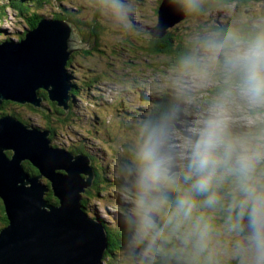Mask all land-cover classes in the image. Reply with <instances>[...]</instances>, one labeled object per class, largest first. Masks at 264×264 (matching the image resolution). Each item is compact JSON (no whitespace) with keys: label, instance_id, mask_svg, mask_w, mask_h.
<instances>
[{"label":"clouds","instance_id":"1","mask_svg":"<svg viewBox=\"0 0 264 264\" xmlns=\"http://www.w3.org/2000/svg\"><path fill=\"white\" fill-rule=\"evenodd\" d=\"M210 3L167 0L182 17ZM98 4L140 34L131 0ZM166 79L170 102L135 122L107 169L120 193L116 264H264V15L191 34ZM237 103L252 122L238 123Z\"/></svg>","mask_w":264,"mask_h":264},{"label":"water","instance_id":"2","mask_svg":"<svg viewBox=\"0 0 264 264\" xmlns=\"http://www.w3.org/2000/svg\"><path fill=\"white\" fill-rule=\"evenodd\" d=\"M161 2L158 23L150 29L157 40L187 18L171 12L167 0ZM160 25L166 27L162 35ZM83 45L71 22L46 18L21 41L0 43V110L5 102L41 109L39 92L44 90L68 113L73 100L68 63ZM25 161L50 185L30 176ZM89 164L85 157L51 148L48 132L12 115L0 117V200L8 223L0 230V264H104L107 228L88 216L82 204L94 178ZM50 192L57 205L47 200Z\"/></svg>","mask_w":264,"mask_h":264},{"label":"rangeland","instance_id":"3","mask_svg":"<svg viewBox=\"0 0 264 264\" xmlns=\"http://www.w3.org/2000/svg\"><path fill=\"white\" fill-rule=\"evenodd\" d=\"M10 1L12 0H0V13L2 7H7L0 22V43L18 42L29 29L26 21L8 4ZM131 2L134 5L131 24L139 31V35L137 31L115 24L110 15L99 9L93 0H67L63 3L50 0L45 6L37 8L41 17L46 19H53V15L65 12L63 9H66L68 12L65 14H70L77 22L74 25L76 35L84 45L81 52L76 53L67 71L73 87L72 92L77 93L73 97V109L68 113L67 123L59 125L54 122L52 127L56 129L57 134L49 139L54 147L69 152L81 149L85 155L94 158L92 166L101 176V184L98 188H89L88 196L83 195V199L86 195L84 211L91 218L112 229L115 228L112 214L120 211L117 202L120 193L115 185H110L109 180L113 179V176L107 169L112 168L114 162L124 156V149L133 136L135 122L150 111L156 98L169 93L166 78L174 58L152 55L146 51L152 40L150 29L158 23L157 10L164 6L161 0ZM262 15L264 0L251 6L231 4L222 6L204 17H187L168 31L189 41L191 34L210 29L213 24H209V21L214 25H250ZM96 20L99 26L98 34L89 38L92 27L90 25ZM95 49L98 51H92ZM84 51H90L91 54L87 55ZM217 84L218 82H214L210 85L206 94L201 97L202 103L214 95ZM6 109L8 115L40 130H46L49 123L47 118L43 119L41 114L28 107L11 104L6 106ZM1 112L0 110V117ZM13 112L22 119L12 114ZM234 112L238 123L252 122V117L242 104L237 103ZM43 178L41 181L47 183ZM102 178L106 179L103 185ZM94 185L95 183L93 187ZM2 215L5 216V213L0 210V230L5 227L1 220ZM104 264H116L115 258L105 259Z\"/></svg>","mask_w":264,"mask_h":264},{"label":"trees","instance_id":"4","mask_svg":"<svg viewBox=\"0 0 264 264\" xmlns=\"http://www.w3.org/2000/svg\"><path fill=\"white\" fill-rule=\"evenodd\" d=\"M50 0H33V1H25V0H12L10 1L8 4L11 5V7L15 10L16 14L22 18L23 20L26 21L27 26H29V29H34L37 24L40 22V20L44 19L41 17L40 13L38 12L37 8L43 7L45 6V4H47V2ZM56 2H60L63 3L67 0H54ZM162 1V0H161ZM261 0H211V3L209 5V11L206 15L213 13L214 11H216L217 9H219L222 6H228L231 4H234L235 6H251V4H254L255 2H259ZM93 2L95 4H98V0H93ZM6 8L7 7H2V12L0 13V22H1V18L2 15L4 14V12H6ZM99 9H102L99 6ZM65 12H68L66 9H63ZM65 12L61 11L60 13H57L55 15H53V19L54 20H65V21H70L72 23H74L75 25V20L72 19L70 14H65ZM157 14H158V10H157ZM206 15L200 16V17H204ZM189 18V17H188ZM77 23V22H76ZM209 24H213L211 26L210 29H216V28H227L229 27V25L223 24V25H214V23H211L209 21ZM241 25H249V23H243ZM90 26L91 27V31H90V35H88V37L90 38L91 36H96L98 34V23L97 20L94 21ZM206 26V25H203ZM26 34V32L24 33V35ZM24 35L22 36V38H20L19 40L21 41L24 37ZM151 37V35H150ZM151 41L149 46L146 48L147 52L149 54L152 55H167V56H173L175 54H177L178 52H181L185 49V47L188 44V40H186L184 37H177L174 36L173 34H171V32L168 31L167 36L163 39V40H157V39H153L151 37ZM186 40V41H185ZM96 46V44L94 45ZM97 47V46H96ZM94 52L98 51V50H92ZM81 52V51H79ZM78 53V52H76ZM76 53L72 56L71 60L68 63V67H70V65L73 63V59L76 55ZM85 54H91L90 51H84ZM74 88L76 89L77 87L74 85ZM76 91H73L72 94L73 96L76 95ZM39 94L44 98L43 100V108L45 111H41V110H36L34 108H32L29 105L23 106V107H28L31 108L34 111H37L39 114H41L42 118L45 119L47 118L49 120V123L47 124L46 129L53 135L55 136L57 134V131L54 127H52V124L54 122H57V124L59 125H65L66 122L68 121V113L65 112L64 109H61L59 107H57L56 103H52L49 99H48V95L44 90H41L39 92ZM171 100V95L170 93H165L162 96H160L158 99L156 98L155 101L152 103V107H150V111L145 115L149 114V113H153L154 111H156L158 108H160L163 105H166L167 103H169ZM11 104H15V103H10V102H5L1 108V116H6L8 115L7 112H5L6 106H9ZM18 105V104H16ZM21 106V105H20ZM14 114V112L12 113ZM67 114V116H66ZM15 116H17V114H14ZM54 116V117H53ZM66 116V117H65ZM18 118L22 119V117L17 116ZM55 118V119H53ZM26 123V122H24ZM72 152V151H71ZM83 150H73L72 153L74 154H84ZM13 152L8 153V155H12ZM32 164V163H31ZM28 161H26L24 163V168L26 169L27 173L31 174L32 176H38L39 175V171L33 167ZM101 176L99 175V173L97 172V177H96V181H95V187L92 188H98L99 185L101 184V180H99ZM106 179L102 178V185L104 184ZM47 185H50L49 181H47ZM90 189H87L85 194L88 196ZM84 195V194H83ZM86 195L84 196V199L82 201L83 204V208H86ZM47 200L50 203H53L55 205H57V200L53 197L52 193H48L47 194ZM0 210L2 211V213L4 214V207L3 204L0 207ZM3 217V215H2ZM3 222V219H1ZM4 225L6 226L7 223V219L6 216H4ZM107 231H108V235H109V241H108V249H107V253L105 255V259H114V254L116 252L117 249V245H118V240H117V234L115 232V228L112 229L110 227H106Z\"/></svg>","mask_w":264,"mask_h":264},{"label":"bare ground","instance_id":"5","mask_svg":"<svg viewBox=\"0 0 264 264\" xmlns=\"http://www.w3.org/2000/svg\"><path fill=\"white\" fill-rule=\"evenodd\" d=\"M74 25V24H73ZM75 28V27H74ZM42 110H44V108L42 107L41 108ZM40 108H36V110H41ZM41 110V111H42ZM66 112V111H65ZM20 121V120H19ZM22 124H24V122H22V121H20ZM67 123V122H66ZM25 125V124H24ZM25 126H29L30 128H35V129H37L38 131H40V132H48L49 133V137L51 138V136L52 137H54L47 129L46 130H40L39 128H36V127H33V126H30V125H25ZM50 140V147L51 148H53V149H57V150H60V151H64V152H66V153H68V154H70V155H72L73 157H77V156H82V157H85V158H87V159H89V161H90V164L88 165V167L92 170V172H93V174H94V178H93V183H95V181H96V177H97V172H96V170L94 169V167L92 166V159H94L93 157H89V156H87V155H85V154H74V153H72V152H69L68 150H65V149H62V148H57V147H54L52 144H51V139H49ZM98 159V158H97ZM26 162V161H25ZM25 162H23V168L25 167L24 166V163ZM26 170V169H25ZM27 172V171H26ZM56 172H61V173H64L63 171H59V170H56ZM29 174V173H28ZM30 176H32L31 174H29ZM40 178H42L41 177V174H40V172H39V175H38ZM82 177L84 178V179H87L89 176H86V175H82ZM44 180H47V181H49L47 178H43ZM42 182V181H41ZM43 183V182H42ZM49 183H50V181H49ZM93 183H92V186L90 187V188H92L93 187ZM44 184H46L47 185V183H44ZM47 198V197H46Z\"/></svg>","mask_w":264,"mask_h":264},{"label":"flooded vegetation","instance_id":"6","mask_svg":"<svg viewBox=\"0 0 264 264\" xmlns=\"http://www.w3.org/2000/svg\"><path fill=\"white\" fill-rule=\"evenodd\" d=\"M73 97H74V96H73ZM73 104H74V102L71 101V107H70V110L73 109ZM70 110H69V112H70ZM69 112H68V113H69ZM2 219H3V223H4V222H5V220H4V216L2 217ZM4 226H5V225H4Z\"/></svg>","mask_w":264,"mask_h":264}]
</instances>
